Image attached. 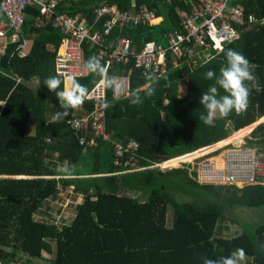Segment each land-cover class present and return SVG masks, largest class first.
<instances>
[{
  "label": "trees",
  "instance_id": "obj_1",
  "mask_svg": "<svg viewBox=\"0 0 264 264\" xmlns=\"http://www.w3.org/2000/svg\"><path fill=\"white\" fill-rule=\"evenodd\" d=\"M241 3L247 15L264 19V0ZM101 4L121 10L147 6L161 16L155 24L112 30V36L131 39L136 50L148 40L164 44L165 32L181 30L177 10L189 9L175 0H77L61 4L58 11L71 15L81 12L91 20L94 8ZM26 14L20 40L30 39V50L20 56L15 44L0 59V264H12L19 253L39 259L43 252L54 254L48 264H203L205 257L229 256L237 248L245 249V264H264V222L253 227L239 223L241 232L230 238L221 236L219 226L231 220L227 213L264 207V187L200 184L195 171L187 168L149 167L163 161L167 167L180 155L187 153L181 159H193L245 139L254 123L264 119V23L241 29V38L212 51L209 59L200 56L194 63L180 61L161 75L144 72L131 57L113 65L111 73L114 69L129 70V91L115 100L112 90H106L105 130L110 140L97 136V145L89 147L80 144L79 138L90 139L92 133L73 130L67 119L91 113L95 101L86 99L80 109L68 110L59 121L54 119L61 109L55 93L44 82L56 76L62 81L57 91L64 89L63 77L55 69L63 34L52 24L33 27L34 8L27 7ZM100 27L101 22L93 30ZM228 49L242 53L256 65L260 90L251 91L245 112L217 118L214 126H208L199 119L204 112L199 100L214 80L206 79L205 73L213 70L219 74ZM92 56L97 57V47L85 44L84 62ZM100 61L105 66V60ZM75 79L89 91L99 80L90 74ZM181 81L183 97L178 92ZM149 84L155 92L145 98ZM135 93L143 99L142 104L130 103ZM220 94L225 93L221 90ZM29 118L34 119L32 135L26 134ZM251 133L254 140H249V145L263 153L264 121ZM128 140L137 142L131 160L143 169L124 164L128 153L121 158L122 164L113 163L111 142ZM213 160L221 165L220 156ZM88 163L92 170L81 171ZM68 186L82 200L74 205L70 222L56 224L49 221L48 201ZM128 191L137 196L126 195ZM171 209L173 217L167 226ZM36 213L43 215L35 217Z\"/></svg>",
  "mask_w": 264,
  "mask_h": 264
},
{
  "label": "built area",
  "instance_id": "obj_2",
  "mask_svg": "<svg viewBox=\"0 0 264 264\" xmlns=\"http://www.w3.org/2000/svg\"><path fill=\"white\" fill-rule=\"evenodd\" d=\"M69 1L77 0H0V11L4 17V20L0 21V59L6 55L9 47L15 44L18 55L23 56L28 52H25V47L30 39L21 42L20 37L27 17L26 8H34L36 15L32 21L33 27L42 29L52 24L63 34L55 57L57 75L63 77V80L69 76H86L88 73L82 69L84 45L96 46L97 57L105 60L109 76L116 77L122 83L120 94H114L112 91V98L115 100L128 94L129 70L122 72L121 69H114L111 73L113 65L124 63L131 57L133 63L142 67L144 72L151 70L156 75H161L170 67L180 65V61L194 63L200 56L209 59L213 56L212 51L218 52L227 43L241 38V29L264 23V19L260 20L245 13L241 3L243 0H175L189 7L188 10H177L181 30L165 32L164 44L148 40L136 50L131 39L121 34L112 36L111 32L114 28L120 30L140 24L158 23L161 16L156 14L155 9L142 6L137 10H121L116 5L101 4L94 8L91 20H88L81 12L71 15L58 11L61 4ZM165 1L171 3L173 0ZM157 19L160 20L156 22ZM100 22V29L93 30ZM88 99L95 101L94 110L81 117L68 118L67 124L75 131L92 133L90 139L81 136L79 143L93 147L97 145V136H101L103 141L110 140L105 130L106 90L100 86L99 80L89 91ZM111 143L113 163L122 164L121 158L128 153L124 164H129L131 154L138 148L137 142L128 140ZM229 145L233 147H227ZM203 155L193 159L203 160L197 164L199 169L196 170V180L200 184L234 186L239 189L247 186L264 187V152L259 153L256 148L251 147L249 140L240 145L225 144L207 153L204 158ZM217 155L221 157L220 166H216L213 160ZM163 162L155 163L151 167H160Z\"/></svg>",
  "mask_w": 264,
  "mask_h": 264
},
{
  "label": "clouds",
  "instance_id": "obj_3",
  "mask_svg": "<svg viewBox=\"0 0 264 264\" xmlns=\"http://www.w3.org/2000/svg\"><path fill=\"white\" fill-rule=\"evenodd\" d=\"M224 55L226 63L219 69V74L213 70L205 73V78L214 80V83L200 97L199 103L204 112L199 119L208 126H214L217 118L224 119L233 112L236 114L245 112L249 105L251 91L253 89L260 90L258 78L254 74L256 65L250 63L242 53L233 49L226 50ZM82 69L90 75L97 76L103 89H111L114 94L121 93L122 83L116 77L109 76L108 69L101 64L100 58L90 57L83 63ZM148 79L152 80L153 78L149 77ZM61 84V79L56 76H51L44 82L47 89L55 93L59 102L61 111H57L54 116L57 121L64 119L68 115V110L80 109L85 100L89 98L88 88L74 77L69 76L67 87L57 91L61 88ZM221 90L225 93L224 95L220 94ZM154 92L155 88L149 84L146 88L145 98L151 97ZM130 103L133 105L142 104L143 99L138 93L131 94ZM107 106L105 104V107ZM246 259L245 249L237 248L229 256H221L218 259L205 257L203 264H245Z\"/></svg>",
  "mask_w": 264,
  "mask_h": 264
},
{
  "label": "rangeland",
  "instance_id": "obj_4",
  "mask_svg": "<svg viewBox=\"0 0 264 264\" xmlns=\"http://www.w3.org/2000/svg\"><path fill=\"white\" fill-rule=\"evenodd\" d=\"M31 44H32V41L30 40V42H28L26 47H25V52L30 50ZM66 79H64V89L66 88L65 86L67 85ZM33 85H36V80L33 81ZM178 92H179L180 96H182V97L185 96V86H184L183 81L180 82ZM256 125L254 126V128L256 127ZM254 128H252V130L245 136V139L233 140L232 142L227 143V144H231V143L235 144L236 143L235 145H239L242 142H247L248 140H254L253 139L254 137L252 136V133H251ZM33 131H34V119L29 118L28 123H27V128H26V134L32 135ZM227 147H233V145H229ZM215 149H213V151ZM211 151L205 152L204 155H206L207 153H209ZM204 155L202 156V158H204ZM218 156L219 155L215 156L214 158H217ZM174 158H172V159H174ZM202 158H200V159H202ZM193 159L189 156V157H187L185 159H181V160L176 159V160L170 162L171 164L168 165L167 167H163V165H160V167L159 166L158 167L161 170H168V169L173 168V167L187 168V169H189V171H192V172L195 171V173L197 174L196 170L199 169V166L197 164H199L203 160L195 161ZM190 160H193V162H190ZM215 163H216V166H218V162H215ZM130 167L136 168V161L130 160ZM80 169H81V171H84V172H90L92 170L89 163L85 166L80 167ZM136 169H138V168H136ZM198 178H199V171H198ZM125 194L129 195L131 197L137 196L136 193H132L129 191L127 193L125 192ZM81 200H82V196L80 194L73 193V191L71 190V186L66 187V189H60V192L57 194V197L48 201L49 206H50L49 211H48L50 214L49 221L54 222L56 224H60L61 222H63V223L70 222L71 217L73 216V212H74V205L76 203L80 202ZM46 205H47V203H45L42 206V208H45ZM39 214L36 213L35 217L43 215V214L42 215H39ZM172 214H173V211L171 209L167 215V226L171 225V220L173 217ZM46 217H47V215H46ZM227 217H230L231 220H226L225 222H223V224L219 225L220 229L222 228L220 234H221V236H223L225 238H230V237H234V236L238 235L241 232L242 229L239 226V223L241 225H243L242 222H244V224L249 225L251 227H253L257 224L263 223L264 222V207L259 208V209H255V210H243L242 209L239 211L230 212V213H227ZM232 220L235 221V223L232 222ZM53 256H54L53 253L43 252L42 258L35 259V258H28L27 256L19 253V255H16V257H15L16 259L12 261V264H48L49 263L48 260L50 258H52Z\"/></svg>",
  "mask_w": 264,
  "mask_h": 264
},
{
  "label": "crops",
  "instance_id": "obj_5",
  "mask_svg": "<svg viewBox=\"0 0 264 264\" xmlns=\"http://www.w3.org/2000/svg\"><path fill=\"white\" fill-rule=\"evenodd\" d=\"M67 79H68V78H67ZM67 79H66V80H67ZM65 87H66V86H65ZM263 117H264V116H263ZM261 121H264V119H262V117H261L256 123H254V124L256 125L257 123H259V122H261ZM247 127H248V126H247ZM240 130H241V129H240ZM237 132H238V131H237ZM237 132H236V133H237ZM233 136H234V135H233ZM231 137H232V136H231ZM235 144H236V143H235ZM186 154H187V153H186Z\"/></svg>",
  "mask_w": 264,
  "mask_h": 264
},
{
  "label": "bare ground",
  "instance_id": "obj_6",
  "mask_svg": "<svg viewBox=\"0 0 264 264\" xmlns=\"http://www.w3.org/2000/svg\"><path fill=\"white\" fill-rule=\"evenodd\" d=\"M189 154V153H188ZM184 155H186V154H183V155H181V156H179L177 159H180L181 160V158H182V156H184ZM183 161V160H182ZM165 163V162H164Z\"/></svg>",
  "mask_w": 264,
  "mask_h": 264
},
{
  "label": "water",
  "instance_id": "obj_7",
  "mask_svg": "<svg viewBox=\"0 0 264 264\" xmlns=\"http://www.w3.org/2000/svg\"><path fill=\"white\" fill-rule=\"evenodd\" d=\"M258 124V123H257Z\"/></svg>",
  "mask_w": 264,
  "mask_h": 264
}]
</instances>
